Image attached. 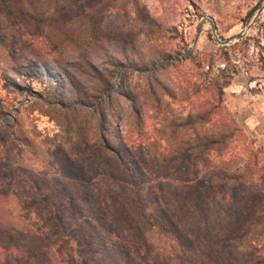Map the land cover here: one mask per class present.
Returning a JSON list of instances; mask_svg holds the SVG:
<instances>
[{
	"label": "trees",
	"instance_id": "trees-1",
	"mask_svg": "<svg viewBox=\"0 0 264 264\" xmlns=\"http://www.w3.org/2000/svg\"><path fill=\"white\" fill-rule=\"evenodd\" d=\"M19 1L0 0V13L12 12L21 26L34 23L35 29L29 35L45 37L54 54H64L62 43L50 34L46 35L43 27L55 25L68 8L81 9L80 5L86 0H29L33 3L28 4L30 11L18 6ZM47 4L54 6L53 9L44 6ZM107 6V9H113V3ZM260 7L258 4L250 11L246 24ZM88 10L83 21L89 26L87 38L94 40L97 21L103 12ZM259 22L258 19L252 30ZM261 28L264 30V25ZM220 38L224 40L221 35ZM253 40L256 41L250 36L241 39L232 46L234 54L224 46L220 54L205 55L197 61V66L206 67V73L198 74L197 80H190L188 84L177 83L183 91L184 101L190 104V113L185 118L166 115L162 106L163 95L149 85L147 92L143 93L145 105L150 106L153 118L159 121L155 125L163 123L166 126L154 128V138L144 131L145 120L137 95L123 93L119 88L114 92L130 104L137 125L136 138L132 130L122 129L123 115L116 117V133L107 127L106 115L99 110L105 102L113 101V95L96 105L91 112H99L98 135L94 138L95 146H91L96 153L89 168L96 170L100 178L102 176V180L95 179L98 180L95 186L99 194L95 193V188L86 187L87 184L92 186L93 181L77 176V172L76 180L82 184H74L70 192L60 176L70 170L69 167L62 166L63 171L54 176L57 184L44 188L35 183L27 169L17 168L18 175L33 183L36 189L35 206L39 205V199L49 204V207H34V210L48 226L53 238L40 234L21 214H13L12 208L0 207V264H68L54 249L53 240L56 239L67 241L76 264H264V192L251 190L264 177V159L260 158L261 151L255 149L254 142L239 127L224 101L225 89L243 68L241 57L245 56ZM2 48L8 52L0 43ZM9 56L14 57L11 53ZM218 63L225 67H218L215 71ZM113 66L123 67L124 64L115 62ZM33 68L32 80L46 81L55 77L48 67L33 64ZM66 74L69 77L67 71ZM9 81L24 91L18 83ZM57 83L52 82V86ZM112 89L114 86L107 85V92ZM161 89L166 96L177 100L170 88L162 86ZM78 108L82 107L75 109ZM4 127L12 128V125ZM187 127L190 141L183 144L190 145L173 147L169 140H176L178 131ZM76 133L81 138L76 147L83 155L81 153L88 151L89 142L82 128ZM160 135L168 136L167 149H170L166 150L167 156V152L164 155L159 153L164 164L143 161L150 152L159 150L156 139ZM117 136L121 145L113 141ZM152 138L155 141H150ZM224 150L227 152L222 153ZM222 155L228 159L221 160ZM67 159L70 161V157ZM100 160L104 161L107 170L102 169ZM172 172H190V178L178 177ZM166 173L170 176L166 177ZM66 174L74 175L71 170ZM109 176L114 179L103 180ZM237 188L243 194L238 213H231L224 224L223 220L213 222L214 214L209 205L213 203L215 191L217 195L236 200ZM148 195L153 198L151 201ZM1 198H4L3 194H0ZM84 237L91 240L87 242ZM84 247L89 248L88 252L83 251Z\"/></svg>",
	"mask_w": 264,
	"mask_h": 264
},
{
	"label": "rangeland",
	"instance_id": "rangeland-1",
	"mask_svg": "<svg viewBox=\"0 0 264 264\" xmlns=\"http://www.w3.org/2000/svg\"><path fill=\"white\" fill-rule=\"evenodd\" d=\"M111 3L113 9H107V4L110 6ZM28 4L33 3L20 0L17 5L30 11ZM258 4L264 7V0H86L80 5L81 9L75 11L74 8H68L55 25L43 27L46 35L50 34L62 43L64 54L60 55L51 51L45 37L29 35L35 29L34 23L21 26L12 12L0 13V43L8 49V52L0 49V194L4 195L0 199V207L12 208L13 214H21L40 234L53 238L48 226L38 218L34 210V207H49V204L39 199V205L35 206L33 200L36 202L37 197L33 183L18 175L16 169H27L35 183L44 188L57 184L54 176L63 171L62 166L69 167L74 175L66 174L70 170H65L60 176L70 192L73 191L74 184H82L76 180L77 172V176L93 181L90 183L92 186L87 184L86 187L95 188V193L99 194L95 186V181L98 180L95 179L98 177L102 180V176L100 178L96 170L89 168L95 159L96 152L91 146H95L94 138L98 135L99 112L106 115L107 127L112 133L118 130V115L124 117L123 130H132L133 135L137 131L130 104L124 97L114 93L116 89L137 95L145 120L144 131L147 136L156 137L154 128L166 126L163 123L155 125L159 121L153 118L150 106L145 105L147 102L143 93L147 92L148 86L152 85L163 95L162 106L166 115L185 118L190 113V104L184 101L183 91L178 88L177 83L188 84L190 80H197L198 74H205L207 68L198 67L197 61L205 55L220 54L224 47L218 44L210 23H206L195 45L201 20L207 16L213 18L219 36L227 39L246 30L259 9L250 23L246 24L245 20ZM44 6L49 9L54 7H49L48 4ZM89 8L103 12L97 21L98 29L94 40L87 38L89 26L83 21ZM259 21L256 29H251L245 35L256 41L250 43L245 56L241 57L243 68L225 89L224 101L239 127L254 142L255 149L261 151L260 158L264 159V30L261 28L264 25V10ZM239 41L235 40L227 45L230 53L234 54L232 46ZM187 50H192L193 54L176 62L175 59L184 55ZM235 51L238 52L239 49ZM9 53L14 57H10ZM165 60L170 62L164 65ZM115 62H122L124 66L114 67ZM89 63L94 66L90 67ZM33 64H38L40 68H50L55 77L46 81L32 80L35 69H32ZM217 65L215 71L218 67H225L223 63ZM154 66L158 68L153 69ZM9 79L18 83L24 91L9 83ZM54 81L58 83L52 86ZM109 84L114 89L107 92ZM162 86L170 88L177 100L166 96ZM109 92L113 95V101L105 102L98 113L92 114L91 110L97 101L106 100L105 94ZM25 100V104L15 109L18 102ZM78 106L82 108L75 109ZM6 118L9 121L1 124ZM7 124L12 125V128H5L4 125ZM78 128L84 130L89 142L88 151L81 153L83 155L79 154L76 147V143L81 140L76 136ZM178 132L176 140H169L173 147L190 141L188 127ZM123 136L126 138V131ZM167 137L158 136L156 142L159 150L150 152L143 161L164 164L159 153L164 155L167 152L166 156L168 155L170 149H167ZM153 138L150 141H155ZM113 141L122 144L118 136ZM226 152L224 150L222 153ZM213 158L219 161L218 158ZM220 159H228V156L222 155ZM100 162L102 169L107 170L104 161ZM172 173L178 177L190 178V172ZM169 176L168 173L166 177ZM261 178L263 181L251 187L255 193L264 192V177ZM109 179L114 177L103 178L104 181ZM103 189L108 190L105 187ZM238 190L239 188L236 200L225 198L223 194L217 195L215 191L213 196H216H212L213 203L209 205L214 214L213 222L221 223L223 220L224 224L231 213H238L243 197ZM148 199L151 201L153 198L148 195ZM84 238L87 242L91 240L89 237ZM53 241L54 249L62 260L73 264L74 256L67 241ZM88 250L87 247L83 248L84 252Z\"/></svg>",
	"mask_w": 264,
	"mask_h": 264
},
{
	"label": "water",
	"instance_id": "water-1",
	"mask_svg": "<svg viewBox=\"0 0 264 264\" xmlns=\"http://www.w3.org/2000/svg\"><path fill=\"white\" fill-rule=\"evenodd\" d=\"M264 10V7H260V9L258 10L257 14L255 15L254 19L252 20V22L246 27V30L243 31V32H240L238 34H235V35H232L230 36L229 38L227 39H221L220 36H219V32H218V28H217V25L214 21L213 18L211 17H204L201 22H200V26H199V29H198V36L196 38V41H195V45L197 44L198 42V39L204 29V26L206 25V23H210L211 25V29H212V33L214 34V36L216 37L217 39V42L219 45L221 46H227L229 45L230 43L234 42L235 40H241L245 37V35L252 29V27L255 25L256 21L260 18V15L262 14ZM193 54V51L192 50H187L184 52V55H181L180 57L176 58L175 61L176 62H180L185 56H191ZM170 62V60H165L163 62V64H168ZM160 66V65H159ZM158 66H154L153 69H157ZM121 71L119 72V75H120ZM119 75L117 77V79L119 80ZM118 87V85L116 86ZM114 91V90H113ZM111 91V92H113ZM106 93L105 94V98H109L110 97V93ZM101 100H98L96 105H98L100 103ZM27 101H21V102H18L17 105L15 106V109L18 108L19 106L25 104ZM9 121V118H6L5 120L2 121L1 124H5Z\"/></svg>",
	"mask_w": 264,
	"mask_h": 264
}]
</instances>
